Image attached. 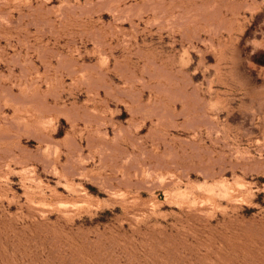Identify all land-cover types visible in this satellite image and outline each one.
<instances>
[{"label":"rangeland","instance_id":"rangeland-1","mask_svg":"<svg viewBox=\"0 0 264 264\" xmlns=\"http://www.w3.org/2000/svg\"><path fill=\"white\" fill-rule=\"evenodd\" d=\"M0 264H264V0H0Z\"/></svg>","mask_w":264,"mask_h":264}]
</instances>
